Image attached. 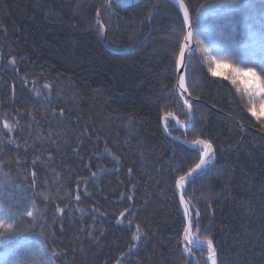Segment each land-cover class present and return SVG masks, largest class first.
<instances>
[{"label": "trees", "instance_id": "1", "mask_svg": "<svg viewBox=\"0 0 264 264\" xmlns=\"http://www.w3.org/2000/svg\"><path fill=\"white\" fill-rule=\"evenodd\" d=\"M233 9L239 44L219 66L208 52L220 55L214 17L223 9H202L199 20L192 12L184 98L194 121L183 130L168 118L167 133L165 115L189 120L175 67L186 29L171 0H0V169L19 186L4 188L5 205L21 214L0 259L43 244L55 264H206V248L184 243L176 190L200 161L202 147L189 144L204 140L214 156L184 190L191 232L213 241L217 264H264V117L248 111L262 97L245 91L249 76L227 79L264 57L244 61L241 48L252 33L264 41V0ZM26 209L43 218L33 223Z\"/></svg>", "mask_w": 264, "mask_h": 264}, {"label": "snow or ice", "instance_id": "2", "mask_svg": "<svg viewBox=\"0 0 264 264\" xmlns=\"http://www.w3.org/2000/svg\"><path fill=\"white\" fill-rule=\"evenodd\" d=\"M175 3L179 5L180 9L183 11V20L181 31H185L186 34L183 36V42L177 41V45L179 47V59L175 61V67L178 69H184L186 65L183 64V59L186 55V52H191L194 50L192 47V38H193V27L194 23L191 19V14L193 11L197 14V19L199 20L201 10L206 8H218L223 9L222 13L219 16L214 17L217 21L216 24V43L213 51L217 52L220 55H212L211 52H208V49L205 48L204 51L208 52V59L211 64L219 66L224 63L223 54L226 52H235L237 50V45L239 41L236 38V20L233 15V5H235L236 0H220L219 4L216 5H201V9H190L188 4L185 3V0H175ZM105 7H110V3L106 4ZM100 31H104L103 24L100 25ZM197 44H203V41L197 40ZM241 48L247 51V56L243 58L244 61H247L248 56L255 57L256 50L264 52V41H258L254 33L250 34L249 42L241 45ZM251 50V51H249ZM257 67L260 68V71H257ZM209 72L212 73L213 76L218 73L214 70V68L209 67ZM233 75H229L227 79L232 80V83L237 82V78H244L245 76H249L251 78L252 83L249 84L247 80L245 83V91L249 93L250 96H254L259 93L262 97L260 110H257L253 105L248 108V111L252 113L258 120L264 117V57H262L261 62L258 65L254 66H233L231 69ZM179 84L181 86V91L186 92L187 89L184 87V76L180 77ZM185 104L188 105L189 110H191L192 105L185 100ZM3 127L12 130L11 126L7 121L4 122ZM14 143V141H11ZM194 143L202 146L203 151L200 154V163L196 165L195 169H192L189 173L185 174V176H181L179 181L177 182L178 186H182L180 182L185 181L188 176L192 175L196 170L202 168L209 163V160L212 156H214V150L212 145L208 141L204 140H196ZM35 161H33V165L35 166ZM33 180L36 178V173H32ZM8 185H11L13 189H19L18 185L12 184V181L7 173H2V169H0V244H3L8 239V235L17 232L16 225L21 219V214L12 211L14 207L13 204L5 205V192L4 188ZM35 187V184H33ZM8 199L11 200L12 197L9 194ZM181 202L185 205V213L184 215L188 218V224L185 227V233H188L193 224V218L189 216V206L184 202L183 197H181ZM33 207H35V202L33 201ZM59 211H63V209H59ZM24 215L28 218H32V222L35 223L38 219L43 218V214L34 215L32 210H25ZM123 215V213H121ZM196 216H199V211H196ZM28 229H23L26 231ZM43 231V229H42ZM54 235V233H53ZM138 238V237H137ZM208 249V257L207 260L211 262V264H217V252L214 247L213 241L211 239H207L205 241ZM186 251L190 252V248H186ZM45 247L43 244L39 246V249L32 250L26 249L21 250L18 246L12 249L14 254V260L12 264H55L53 259L57 254L55 252L52 253L51 256H47L44 258Z\"/></svg>", "mask_w": 264, "mask_h": 264}, {"label": "water", "instance_id": "3", "mask_svg": "<svg viewBox=\"0 0 264 264\" xmlns=\"http://www.w3.org/2000/svg\"><path fill=\"white\" fill-rule=\"evenodd\" d=\"M118 6H129V5H133V4H135V3H137L139 0H113ZM172 2H174L175 3V0H171ZM176 4V3H175ZM177 5V4H176ZM178 7H179V5H177ZM179 9H180V7H179ZM181 10V9H180ZM182 11V10H181ZM182 13H183V11H182ZM191 44H192V47L195 49V43H194V40H193V38H192V42H191ZM188 53L189 52H186V55H185V57H184V59H183V64L184 65H186V58H187V55H188ZM181 76H184V87L186 88V86H185V79H186V71H185V68L184 69H178L177 68V86H178V89H179V94H180V96H181V100H182V102L185 104V99H184V97L182 96V95H184V96H186V97H189V94H188V91H186V92H182L181 91V86H180V84H179V81H180V77ZM190 101H192V99H190ZM189 103V102H188ZM186 106H187V109H188V113H189V120H188V122H187V124L186 125H183V123H181L180 121H179V119L176 117V116H170V118L171 119H173L175 122H176V124H177V127L178 128H180V129H183V130H186L187 128H189L192 124H193V120H194V112H193V108L191 107V110H189V108H188V105L187 104H185ZM164 127V129H165V131H166V127L165 126H163ZM184 142V141H183ZM191 147H195L197 144L196 143H194V142H192L191 144H189ZM200 163V161L198 162V164ZM196 167V166H195ZM195 167L194 168H192V169H195ZM206 167V165L205 166H202V168L201 169H199V170H196L192 175H190V176H188L187 177V179L185 180V181H182V182H180V184L182 185V186H178V184H177V187H176V190H177V193H178V195H179V199H180V203H181V209H182V212H183V214L185 213V211H186V209H185V205H184V203H182L181 202V197H183V200H184V202L185 203H187L188 204V206H189V203H188V201L186 200V198H185V196H184V190H185V187H186V184L188 183V181H189V179L194 175V174H196L197 172H199L200 170H202L203 168H205ZM191 169V170H192ZM190 170V171H191ZM189 171V172H190ZM189 172H187V173H189ZM186 173V174H187ZM189 216H191V214H190V210H189ZM184 218H185V222H186V226H187V224H188V218L184 215ZM191 234V228H190V230L188 231V233H185L184 234V241L190 246V247H199L200 245H203L205 248H207V245H206V243L205 242H200V241H198V240H196V242H198V245H196V244H193V243H191L190 241H188L187 240V237H188V235H190ZM207 257H208V255H207ZM207 257H206V264H211V262L210 261H208L207 260ZM189 260V254H188V256H187V261Z\"/></svg>", "mask_w": 264, "mask_h": 264}, {"label": "rangeland", "instance_id": "4", "mask_svg": "<svg viewBox=\"0 0 264 264\" xmlns=\"http://www.w3.org/2000/svg\"><path fill=\"white\" fill-rule=\"evenodd\" d=\"M210 160H211V158H210ZM210 160H209V162H210ZM28 246H29V243H27V242L20 244V247L23 248V249L28 248ZM13 260H14L13 252L12 251H8V252H6V253L1 255L0 264H12Z\"/></svg>", "mask_w": 264, "mask_h": 264}, {"label": "bare ground", "instance_id": "5", "mask_svg": "<svg viewBox=\"0 0 264 264\" xmlns=\"http://www.w3.org/2000/svg\"><path fill=\"white\" fill-rule=\"evenodd\" d=\"M195 43V42H194ZM185 86H186V79H185ZM187 89V88H186ZM179 90V89H178ZM189 99H191V98H189ZM191 102V101H190ZM189 102V103H190ZM184 104V103H183ZM191 104V103H190ZM185 105V104H184ZM187 107V106H186ZM193 108V107H192ZM188 110V109H187ZM170 119V116L169 115H165L164 117H163V126H165V120L166 119ZM194 121V120H193ZM181 122V121H180ZM182 123V122H181ZM184 125V124H183ZM198 145V144H197ZM201 146V145H200ZM196 238L193 236V234H192V232H191V234L190 235H188V237H187V240L188 241H190L191 243H193V244H196V245H198V242H196V240H195ZM184 243H185V245H188L185 241H184ZM184 245V248L186 249V246ZM188 247H190L189 245H188ZM190 248H192V247H190ZM186 251V250H185ZM189 254V253H188ZM188 254H187V256H188Z\"/></svg>", "mask_w": 264, "mask_h": 264}]
</instances>
